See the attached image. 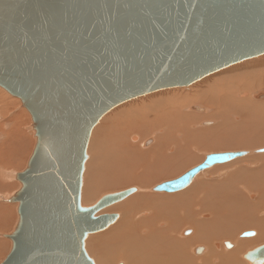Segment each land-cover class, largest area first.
Masks as SVG:
<instances>
[{"label":"water","instance_id":"water-1","mask_svg":"<svg viewBox=\"0 0 264 264\" xmlns=\"http://www.w3.org/2000/svg\"><path fill=\"white\" fill-rule=\"evenodd\" d=\"M262 54L264 0H0V87L21 100L36 138L9 200L19 219L0 264H95L87 236L118 219L98 213L137 189L82 206L94 127L123 103ZM246 155H207L153 190L178 192L201 171ZM245 258L264 264V245Z\"/></svg>","mask_w":264,"mask_h":264},{"label":"bare ground","instance_id":"bare-ground-1","mask_svg":"<svg viewBox=\"0 0 264 264\" xmlns=\"http://www.w3.org/2000/svg\"><path fill=\"white\" fill-rule=\"evenodd\" d=\"M263 63L264 54L249 58L188 88L153 92L103 116L91 134L95 163L87 164L81 204L89 207L105 191L126 185L137 191L120 202L117 224L91 239L97 264H251L245 255L264 245V153H256L264 148ZM1 89L0 199L11 203L16 192L3 194L13 188L5 180H17L23 170L16 168L36 141L23 130L21 116L32 122L31 115L25 108L15 110L20 99ZM236 151L248 155L201 171L183 190H153L207 155ZM232 165L237 168L228 172ZM14 209L0 206V238L9 234L4 230ZM246 229H255V235L242 237ZM8 245L0 242V255Z\"/></svg>","mask_w":264,"mask_h":264},{"label":"rangeland","instance_id":"rangeland-1","mask_svg":"<svg viewBox=\"0 0 264 264\" xmlns=\"http://www.w3.org/2000/svg\"><path fill=\"white\" fill-rule=\"evenodd\" d=\"M240 63V62H239ZM264 64V63H263ZM262 64V65H263ZM219 72V71H218ZM190 87V86H189ZM184 88H188V86L187 87H184ZM182 89V88H181ZM2 90V89H1ZM7 96H11V95H9L4 89L2 90ZM152 95V94H151ZM2 96V95H1ZM148 96V95H147ZM144 97H146V96H144ZM144 97H139V98H142V99H140L139 101H141V100H144ZM10 98V97H9ZM16 98V97H15ZM138 98H136V99H133V100H131V101H128V102H126V103H123V104H121V105H119V106H117L116 108H114V109H112V111L113 112H117L116 110H120V109H122L121 108V106H125V105H127V103L128 104H132V102L133 103H135V102H137L136 100H137ZM13 104V107H14V103H12ZM11 104V105H12ZM16 109L15 110H17V111H19V110H22V109H24V107H23V105H22V102H21V100L18 102V104L16 105V107H15ZM118 108V109H117ZM112 111H110V112H108L107 113V115L108 114H110ZM28 112V111H27ZM29 113V112H28ZM12 114V113H11ZM11 114L9 115V116H11ZM30 115V114H29ZM107 115H105V116H107ZM104 116V117H105ZM24 117H26V116H21V118H22V120H24L23 122H25V127L23 128V130L26 132V134H27V138H28V136H29V134H30V136L31 137H29V138H33L32 140L33 141H36L35 139V136L34 135H31V134H35V132H34V130H33V125H32V122L29 120V119H27V118H24ZM103 119V118H102ZM101 119V120H102ZM100 123V122H99ZM99 124H97L96 126H98ZM95 126V127H96ZM26 137H24L25 139H26ZM91 139H92V135H91V138H90V141H89V146H88V151L87 152H89L88 154V160H87V163H86V165H85V170H84V172L85 173H83V185H82V194H81V198L83 199V188H84V186H85V184H86V181H87V176H86V174H87V171H88V168H89V166H87V164H88V162H90L91 161V159H92V161H93V164H92V166L94 165V160H93V157H94V153H95V148L94 147H91V148H89L90 147V145H91ZM27 142L29 143V141H28V139H27ZM31 146H32V148H31ZM31 146L30 147H26L27 148V150L28 151H26L25 150V152H26V156H25V153L23 154L24 156H22V158H21V160L23 161V158L25 157V161H24V163L22 164V166H20V168L18 167V169L16 168V172H20V171H24L25 170V168L24 167H26V165H27V160H29V157L31 156V154H32V152H33V148H34V144L33 143H31ZM90 149V150H89ZM242 149H246V148H238L237 150H242ZM32 150V151H31ZM230 150H234V148L233 147H231V149ZM236 150V149H235ZM94 151V152H93ZM196 155L198 154L197 153V151H195L194 152ZM30 154V155H29ZM198 157H202L203 156V154L202 153H200V154H198L197 155ZM21 157V156H20ZM260 165V163H256V164H254V165H252V166H254V168L257 166V165ZM195 165H197L196 163H195ZM243 165L246 167V163H243ZM248 165H250V164H248ZM194 166V164H192V165H190L189 167H187V168H192ZM259 167V166H258ZM257 167V168H258ZM187 168H185L182 172L184 173L185 171H187V170H189V169H187ZM237 168V165H232V167H230V168H228V169H226V170H228V172L231 170V171H234V169H236ZM249 168V167H248ZM22 169V170H21ZM187 169V170H186ZM10 172V171H9ZM12 172V171H11ZM13 172H15V169L13 170ZM182 172L180 173V174H178V175H176L175 177H177V176H179V175H181L182 174ZM9 176V178H10V175H8ZM85 176V177H84ZM175 177H173L172 179H174ZM172 179H170V180H172ZM203 179H206L205 177H203ZM216 179V178H215ZM10 181H11V183L12 184H10ZM166 181H168V180H164V181H160V183L158 182L156 185H159V184H161V183H163V182H166ZM7 182V183H6ZM5 183L7 184V185H9V186H12L13 185V188L12 189H10V190H8L7 192H5V193H3V194H7L8 196H10L13 192H17L18 190H19V188H20V182L19 181H17L14 177H13V179H9V180H5ZM19 185H18V184ZM14 184L17 186V188L14 186ZM155 185V186H156ZM130 186L132 187L133 185H126L125 187H122V188H118V189H110V190H107V191H105V192H107V193H111V191H114V192H119V191H122L121 189H123V190H125L124 188H126V189H128V188H130ZM154 186V187H155ZM18 189V190H17ZM17 190V191H16ZM105 192H103V193H105ZM92 198V197H91ZM94 199V198H93ZM128 199H126V200H124V201H122L121 203L123 204L124 202H126ZM8 203V202H7ZM4 203V201H2L1 199H0V206H15V209H14V211H13V215H11L10 216V218H9V226H7V228L4 230V233H12L13 232V230H14V228L16 227V225H17V222H18V219H19V217H18V213H17V204L15 205V203ZM83 203V202H82ZM121 203H118V204H115L114 206H111V207H109V208H107V209H105L104 210V212L103 213H106V214H118L119 215V218H118V220L112 225V226H114L115 224H117V222L119 221V219H120V216H121V211H120V209H119V207L122 205ZM84 204V203H83ZM85 205V204H84ZM118 208V209H117ZM112 226H110L108 229H106V230H104V231H101V232H98V233H95V234H91V235H88L87 236V238H86V240H85V249H86V252L88 253V255L95 261V263L97 262V255L95 254V252H94V250H93V248H92V246L93 245H95L96 244V242H93L91 239H93V237H96V236H100V234H103L104 232H107V230H109ZM243 231H247V229L246 230H243ZM248 231H254L255 233H256V230L255 229H249ZM244 233V232H243ZM0 234H3V231H2V233H0ZM252 237V236H251ZM251 237H249V238H251ZM244 238H248V237H244ZM5 240H8L9 242H3V241H5ZM0 242H2L3 244H9L8 245V247H9V250H7L4 254H2V255H0V263H2V261H4L5 260V258L7 257V255L9 254V252H10V249H11V246H12V244H11V241L9 240V239H6L4 236H2L1 238H0ZM196 255H200V253L199 254H196ZM201 255H202V253H201ZM200 255V256H201ZM97 264V263H96Z\"/></svg>","mask_w":264,"mask_h":264}]
</instances>
